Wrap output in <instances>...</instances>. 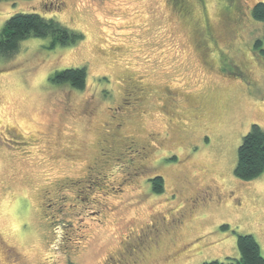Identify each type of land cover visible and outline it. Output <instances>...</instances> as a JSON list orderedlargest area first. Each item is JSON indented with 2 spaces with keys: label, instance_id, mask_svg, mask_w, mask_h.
Here are the masks:
<instances>
[{
  "label": "rangeland",
  "instance_id": "1",
  "mask_svg": "<svg viewBox=\"0 0 264 264\" xmlns=\"http://www.w3.org/2000/svg\"><path fill=\"white\" fill-rule=\"evenodd\" d=\"M173 2L0 0V33L38 13L84 36L0 58V264H205L239 235L264 256V173L234 175L264 131V0ZM76 67L84 90L52 83Z\"/></svg>",
  "mask_w": 264,
  "mask_h": 264
},
{
  "label": "trees",
  "instance_id": "2",
  "mask_svg": "<svg viewBox=\"0 0 264 264\" xmlns=\"http://www.w3.org/2000/svg\"><path fill=\"white\" fill-rule=\"evenodd\" d=\"M173 4H177L173 0ZM179 7V4H177ZM254 21L264 23V2H258L251 8ZM83 34L74 31L53 18H46L38 13H17L4 24L0 33V58L11 59L18 54L20 45L29 38H50V48L70 47L83 40ZM255 49L264 54L263 42L257 41ZM85 67L67 68L57 72L51 79L56 85H69L77 91L85 89L87 82ZM264 131L257 124L243 138L238 149V161L234 175L242 181H252L264 173ZM153 191L157 194L164 192V179L160 176L151 180ZM222 229H228L223 226ZM237 247L239 258H227L226 261L213 260L205 264H264V256L260 246L252 235H239ZM75 264V263H73Z\"/></svg>",
  "mask_w": 264,
  "mask_h": 264
},
{
  "label": "flooded vegetation",
  "instance_id": "3",
  "mask_svg": "<svg viewBox=\"0 0 264 264\" xmlns=\"http://www.w3.org/2000/svg\"><path fill=\"white\" fill-rule=\"evenodd\" d=\"M175 2L177 3V4H179V5H181V3L183 2V0H175ZM189 6V5H188ZM148 152V149L146 148V150H145V153H147Z\"/></svg>",
  "mask_w": 264,
  "mask_h": 264
},
{
  "label": "water",
  "instance_id": "4",
  "mask_svg": "<svg viewBox=\"0 0 264 264\" xmlns=\"http://www.w3.org/2000/svg\"><path fill=\"white\" fill-rule=\"evenodd\" d=\"M263 149H264V147H263Z\"/></svg>",
  "mask_w": 264,
  "mask_h": 264
}]
</instances>
